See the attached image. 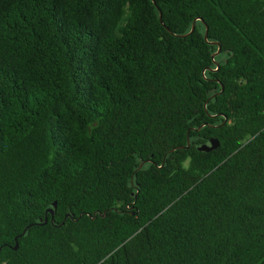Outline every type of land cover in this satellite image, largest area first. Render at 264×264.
Segmentation results:
<instances>
[{
  "label": "trees",
  "instance_id": "16d2710c",
  "mask_svg": "<svg viewBox=\"0 0 264 264\" xmlns=\"http://www.w3.org/2000/svg\"><path fill=\"white\" fill-rule=\"evenodd\" d=\"M0 264H264V0H0Z\"/></svg>",
  "mask_w": 264,
  "mask_h": 264
},
{
  "label": "water",
  "instance_id": "95a60500",
  "mask_svg": "<svg viewBox=\"0 0 264 264\" xmlns=\"http://www.w3.org/2000/svg\"><path fill=\"white\" fill-rule=\"evenodd\" d=\"M160 20H162V14H161V13H160ZM195 28H196V22L193 23V26H192V30H191V32H190L189 34H187L186 36H190V35L195 31ZM208 34H209V28H208V26H206V33H205V40H206V41H208ZM186 36L184 35V36H182V37H186ZM212 44H213V45H218V46H219V51H218L214 56L220 54V53H221V47H220V45H219L218 43H212ZM223 91H224V88L222 87V90H221L220 93H222ZM215 96H216V95L212 96V99H213ZM226 121H227V118H226ZM198 130H200V129H198ZM190 145H191V143H190V139L188 138V144H187L186 147H184V146H179V147H177V148H174V149L170 150V153L175 152L176 150H182V149H185V148H189ZM219 146H220V142H219V140L216 139V138H213V139H210L209 143H207V144H203V145L199 146V147H198V151H200V152H211V151H213V150L218 149ZM148 162H149V161H148ZM144 164H145V162H144V163H141L140 166H139V169H142V167L144 166ZM54 207H56V204H54ZM47 213H51V215L53 216V215H54V209H48ZM103 216H104V215H103ZM94 218H95V217H94ZM52 221H53V220H52ZM46 223H47V218L45 219L44 222H40L41 225H44V224H46ZM28 228H29V227H28ZM28 228L25 229V231L23 232V235L27 232ZM18 247H19V245H18V241H17V238H16V244H15V246H14V250H15V251L18 250Z\"/></svg>",
  "mask_w": 264,
  "mask_h": 264
}]
</instances>
